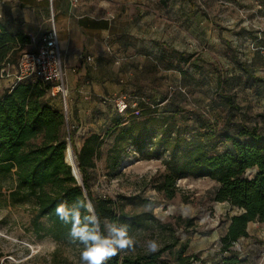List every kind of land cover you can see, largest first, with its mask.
Here are the masks:
<instances>
[{"label":"rangeland","instance_id":"obj_1","mask_svg":"<svg viewBox=\"0 0 264 264\" xmlns=\"http://www.w3.org/2000/svg\"><path fill=\"white\" fill-rule=\"evenodd\" d=\"M144 1L133 5L130 13L135 21L144 14L149 16L144 23L146 27L139 26L136 31L153 37L158 32V36L166 33L169 39L179 41L178 47H183L188 56L184 61L177 50L162 47L166 52L162 53L161 62L156 60L159 53L148 57L146 78L141 84L144 95L168 92L172 98L177 91L186 92L184 98H177L185 119L179 124L191 126L195 120V129L198 122L206 124L199 114L202 111L206 119L215 118L214 141L219 149L223 144L222 132L230 131L231 121L264 132V56L255 48L259 44L255 39L264 32V0H183L181 17L175 14L176 0ZM34 49V44L24 45L17 60L23 52ZM180 69L193 71L194 80H189L195 86L182 85ZM187 90L194 92L190 94ZM224 95L232 96L238 108L231 109L230 115ZM144 99L149 101L147 96ZM59 109L65 114L61 103ZM66 122V138L72 137L70 145L76 154L84 136L68 118ZM99 133L103 134L101 129ZM111 138H105L102 154L96 160L91 190L94 196L105 195L122 204L126 211L152 215L144 227L132 234L139 242L135 250H146L142 246L144 241L154 238L160 248H168L163 257L170 261L184 249L186 254H196L206 264H226L219 255L220 237L228 217L236 210L227 203L212 200L217 183L207 177H182L176 181V194L167 199L152 184L164 172L162 161L168 153L153 156L147 148L128 147L120 165L108 169L105 156ZM253 173L254 169L246 171L249 177ZM14 186L13 174L0 176V264H80V246L35 231L34 202L13 203L8 193ZM39 222L47 225L45 219ZM247 229L248 236L234 243L224 256H236L232 264H264V221L250 222Z\"/></svg>","mask_w":264,"mask_h":264},{"label":"trees","instance_id":"obj_2","mask_svg":"<svg viewBox=\"0 0 264 264\" xmlns=\"http://www.w3.org/2000/svg\"><path fill=\"white\" fill-rule=\"evenodd\" d=\"M255 40L259 43L255 48L264 56V32ZM28 42L29 37L18 28L9 29L7 22L0 21V70L6 64H16L18 53ZM165 52L163 48L158 50L156 60L161 62ZM177 53L180 59L187 61L184 51ZM179 73L182 85L188 87L189 78L194 80L195 74L184 69ZM50 88L49 83L24 80L15 82L0 94V176H15V186L8 193L13 203L34 202L36 211L32 223L36 232L55 240L68 239L78 245L69 236L70 225L60 222L54 213L62 200L72 202L77 198L91 200L102 222L108 219L127 224L131 235L152 218L147 212L126 211L110 197L92 194V171L102 154L105 138L112 137L105 156L108 169L120 165L128 147L147 148L153 156L168 153L162 161L164 172L152 184L153 189L167 199L176 194V181L182 177H207L217 183L212 200L227 203L236 210L228 217L226 230L220 237L219 255L223 257L222 263L235 261L236 256L225 258L224 254L230 252L240 238L248 236L249 222L264 221V132L255 126L231 121L230 131L222 132L223 144L219 149L214 141L215 118L206 119L202 111L199 114L206 124L198 122L197 129L195 120L191 126L179 124L185 119L178 99L184 98L186 92L177 91L172 98L168 92L143 96L127 94L129 104L136 102L134 108L129 106L122 114L115 109V116L101 129L102 135L94 132L83 137L75 154L81 176V183H78L71 174L70 163L64 162L68 147L66 115L52 103ZM223 99L229 115L231 109H238L232 96L224 95ZM36 140L39 142L35 143ZM248 169H254L250 177L246 175ZM40 219H45L47 225L39 222ZM167 249L162 247L154 254L142 249L120 253L109 264H206L198 255L186 254L184 249L170 261L163 257Z\"/></svg>","mask_w":264,"mask_h":264},{"label":"crops","instance_id":"obj_3","mask_svg":"<svg viewBox=\"0 0 264 264\" xmlns=\"http://www.w3.org/2000/svg\"><path fill=\"white\" fill-rule=\"evenodd\" d=\"M144 2L78 0L73 6L71 0H0V21L27 35L29 42L25 45L36 47L38 38L49 28L52 14L64 59L63 80L68 91L65 115L82 136L99 132L112 120L116 114L115 97L144 95L141 87L148 57L162 47L185 50L166 33L158 36V32L153 37L136 31L139 26L146 27L149 16L144 14L135 21L130 13L133 5ZM175 5V14L181 17L184 1L176 0ZM169 6L170 3L168 11ZM8 87L6 81L0 80V94ZM52 103L62 106L58 96L52 98Z\"/></svg>","mask_w":264,"mask_h":264},{"label":"clouds","instance_id":"obj_4","mask_svg":"<svg viewBox=\"0 0 264 264\" xmlns=\"http://www.w3.org/2000/svg\"><path fill=\"white\" fill-rule=\"evenodd\" d=\"M148 198L151 201V197ZM54 213L60 222L70 225V238L82 246L80 264H109L120 253L134 252L139 244L127 224L108 219L102 222L92 201L87 198L72 202L62 200ZM142 246L149 254L160 249V243L154 238L144 241Z\"/></svg>","mask_w":264,"mask_h":264},{"label":"built area","instance_id":"obj_5","mask_svg":"<svg viewBox=\"0 0 264 264\" xmlns=\"http://www.w3.org/2000/svg\"><path fill=\"white\" fill-rule=\"evenodd\" d=\"M77 2L78 0H71L73 6ZM86 60L90 61L91 57L87 56ZM63 78L64 59L58 47L57 29L51 14L49 28L38 38L35 49L23 52L16 64H6L0 70V80L6 81L9 87L15 82L24 80H39L51 84L49 93L61 99L62 109L66 114L68 91ZM126 97L120 95L114 98L115 109L120 114L124 113L129 106L132 108L136 106L135 101L129 104Z\"/></svg>","mask_w":264,"mask_h":264},{"label":"bare ground","instance_id":"obj_6","mask_svg":"<svg viewBox=\"0 0 264 264\" xmlns=\"http://www.w3.org/2000/svg\"><path fill=\"white\" fill-rule=\"evenodd\" d=\"M69 143L67 146V149L65 150V159L68 163H70L73 170L76 172L77 177L79 178V171L77 170V161L75 160V154L74 151Z\"/></svg>","mask_w":264,"mask_h":264},{"label":"water","instance_id":"obj_7","mask_svg":"<svg viewBox=\"0 0 264 264\" xmlns=\"http://www.w3.org/2000/svg\"><path fill=\"white\" fill-rule=\"evenodd\" d=\"M67 144H66V147H67V145L69 144V143H71L70 142V137H67ZM64 162L66 163V164H68L67 162H66V160H65V157H64ZM69 165V164H68ZM70 167H71V165H70ZM77 170L79 171V169L77 168ZM71 174L73 175V177L75 178V180L78 182V183H81V176H80V173H79V178L77 177V174H76V172L73 170V168L71 167Z\"/></svg>","mask_w":264,"mask_h":264}]
</instances>
